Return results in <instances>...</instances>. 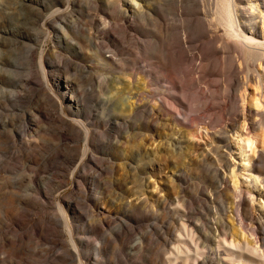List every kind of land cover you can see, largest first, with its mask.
I'll return each mask as SVG.
<instances>
[{"label":"rangeland","instance_id":"1","mask_svg":"<svg viewBox=\"0 0 264 264\" xmlns=\"http://www.w3.org/2000/svg\"><path fill=\"white\" fill-rule=\"evenodd\" d=\"M61 1L0 0V264H79L71 255L60 197L77 204L81 214L65 209L72 224L84 232L76 236L86 242V264H185L170 261L183 222L194 229L204 253L187 264H234L218 252L210 222L219 218L231 223L227 204L240 199L229 188L233 168L227 165L228 160L239 164L240 157L233 152L222 161L220 151L213 153L214 160L220 158V179L215 167L202 163L201 153L215 135L229 131L227 142L233 143L230 137L243 123L240 94L251 80L258 81L255 55L247 59L244 46L226 38L217 37L212 45L210 37L223 33L215 35L216 28L198 14L203 5L196 0H72L67 13L45 26L52 12L64 8ZM215 2L206 0L208 17L216 10ZM247 8L248 0L237 2L241 21L248 19ZM126 10L129 20L120 13ZM121 25L131 33L122 54L107 33L123 38ZM125 60L136 72L134 80L125 74ZM167 74L178 89L165 82ZM106 76L113 79L101 93L99 81ZM138 88L143 89V126L136 131L115 129L99 118L91 126L95 158L81 165L77 183L72 172L81 163L86 143L82 128H72L73 118L83 110L92 113L101 96L115 103L126 98L129 106ZM162 98L166 102L160 107ZM204 100L211 106L209 112L202 108ZM62 103L66 114L60 118ZM117 113L124 112L119 108ZM253 121L247 122L249 127ZM173 130L182 136L177 150H162ZM242 179L240 186L253 194L245 196L248 206L237 207L235 223L243 222L247 238L256 231L258 235L249 239L257 242L264 238V209L259 205L264 203V185L260 192ZM147 183H159L163 197L180 195L187 208L175 204L173 211L160 210L159 217L149 219L143 208V221L134 225L130 212L119 205ZM252 213L257 219L242 221L243 214ZM105 216L113 222L98 226ZM122 219L129 221L130 232L117 237ZM156 223L163 231L153 226ZM226 233L233 238L232 227ZM249 258L236 264H262Z\"/></svg>","mask_w":264,"mask_h":264},{"label":"bare ground","instance_id":"2","mask_svg":"<svg viewBox=\"0 0 264 264\" xmlns=\"http://www.w3.org/2000/svg\"><path fill=\"white\" fill-rule=\"evenodd\" d=\"M71 1L72 0L61 1L60 4L64 8L52 12V14H50L45 19L44 25L47 27L53 26L57 19L61 18L62 15L68 12V10L71 7ZM196 1L199 4L201 3L203 5V9L199 10L198 14L204 16L205 20L208 22L210 27L216 28V31H214L215 35H217V32L223 33V35L221 36L217 35L215 37L214 36L210 37V43H212V45L215 43V39L217 37L218 38L221 37V41H224V39L226 38L235 41L236 43H238V45L244 46L245 57L247 59H251L255 55L254 58L257 60L255 62L256 65L255 70L253 72L257 73L258 81L256 83H253V81L249 77V79L251 80L250 84L249 85L247 84L248 86L244 87L243 90L244 92L240 94L241 102L243 105V110H242L243 112L241 111L242 112L241 115L243 117V123L240 127L236 128V131L233 132L234 134L231 131L232 136L230 137V139L233 140V143L231 144L227 142L230 135L229 131H228L229 135L227 132L225 134L226 136L215 135L214 138H212V140L213 139L215 140L205 145V149L201 153V157H202L201 161L202 163H206L211 167H215L214 171L221 179L222 173L220 172L219 169L220 158L219 160H214L213 153H217L218 151H220L222 154H220L219 156L222 157L221 158L222 161L227 159L228 156H233V152L238 153V156L240 157V163L237 164L233 161L228 160L227 166L228 168H233L231 177L234 183L232 188L231 186L229 185L228 186L231 192L233 193V197L235 196V198L240 199V202H234V203L229 202L227 204L228 208L231 206L230 210L231 213L233 214V218L230 219L231 223L225 222L224 220L222 222V219L218 218L215 221L210 222V225L212 229L213 228L215 229L213 235L217 239L218 252L225 253L226 255L230 256V260L234 264H236L237 262L246 261V258L248 257L259 260L260 263L264 264V238L257 242L250 240L249 238L258 235V233L256 231L251 230L252 234L247 238L246 234L243 231L244 229V225L242 224L243 222L240 221V226H239V222L237 223V225L235 223V217L238 216V208L240 209V207L249 205V203L245 199L246 194H251V195L253 194V192L250 189L243 188L242 186H240L239 177L242 176L243 177L242 181L248 186L253 185L257 189L260 188V192L262 191L261 189L262 185H264V0H248V8L246 10L248 19L246 21H241L238 16L237 2L239 0H215L216 10L213 14L214 17L212 16V14L208 17L209 13L206 10L207 8L205 9L206 0H196ZM43 3L45 4V0ZM132 8L141 11V8H138L137 6H132ZM120 13L124 19H128V20L130 19L127 10L125 12L120 11ZM139 13L143 14L142 11ZM121 28L123 29L122 32L123 38H119L111 30L107 32L109 34L108 41L112 44L115 42V45L118 48L116 49V51L119 52L120 54H122L121 52L125 50L124 41L131 35L128 27L121 25ZM185 40L186 39L184 38V40L181 43L183 44V46L186 44ZM137 41L138 43L140 42L139 39H137ZM226 46L228 47L229 45L226 44ZM118 55L119 54H115V56ZM112 63L114 67H119V64L115 59L112 60ZM125 64L127 67L126 68L124 66L126 70L125 74L134 80L136 76V72L130 69V66L132 65L131 62L129 60H125ZM209 71L210 70H208V72ZM171 78L172 77L168 74L163 77L165 82L173 84L174 88L178 89L179 87L177 83L174 82L173 79ZM112 79L113 77L106 76L103 77L101 81H99V88L101 93H105V91L108 90L110 81H112ZM114 82L119 83V79L118 80L114 79ZM209 85L211 87L214 86L212 82L209 83ZM249 88H252V92L248 93L247 90ZM70 99L72 100V96H70ZM127 100L128 99L123 98L122 103H115L113 100L106 99L104 98V96H101V98L96 102L94 107V109H96V111L99 112L98 113L99 115L96 116L94 114L95 110L91 109L92 113L90 112L87 113L84 112L83 110L82 112L80 111L77 117L73 118L72 128L75 127L74 125H78L82 128L81 133H83L84 140L86 143V148L82 152L81 163L79 164V166H75V168L73 169L72 172L73 180L76 181L77 178L79 177L78 174L80 173L81 165L85 164L86 161L93 160L95 158V156L93 155V150L90 149L92 134H93V130L91 129V126H93V124L96 121H99V118L105 122L106 126L113 127L115 129L119 127H124L127 130L136 131L140 129L141 126H143V89L138 88L136 90L133 96V101L129 102V106H127V102H126ZM161 101L162 104H160V107H163V104L164 102H166V100L162 98ZM60 106H61L60 109L61 112L60 118H61L66 113L64 114L63 103ZM145 107H146V113L148 115H151L149 114L150 106H147L146 104ZM119 108L124 112L123 114L117 113V109ZM202 108L205 109L206 112H209L211 110V106H208L205 100L202 103ZM253 118L254 121L252 122L250 128L247 122L252 120ZM252 131H254V133H252ZM64 133L68 135L69 132L68 130H65ZM179 135L180 132H178L177 130H173V134H171V136L170 135L167 136L166 142H164L161 145L162 150H177L176 145L178 139L180 138L178 137ZM206 135L209 136L210 134L206 133ZM233 137L235 138L233 139ZM222 147L229 149L228 151L231 154L229 155L224 154L221 150ZM141 148H143V146L140 147V149ZM68 151L70 152L71 150ZM74 161L76 162V160ZM75 162L74 164L77 163ZM132 169H138V165L132 166ZM224 180H225V176H224ZM76 182L79 183L78 181ZM138 187L139 189H136V191H134L127 197L123 198L124 202L121 205H119V208H121L122 210H126L130 212L131 214L130 222L133 223L134 225H136V223H139L140 221H143V208L145 209L146 216L148 217L147 219L152 218L153 216L159 217L160 213L157 211L160 210H161L160 212L173 211L172 209L174 208L172 206L175 204H177V207L187 208L186 201L182 199L180 195H174L172 198L163 197L162 194L163 190L159 183H155V184L147 183L146 186H144V190H143V185H140ZM154 203L158 205H155ZM259 205L262 209H264V203L260 202ZM58 206L63 216V221H64L63 223L65 224V227L67 228L68 233L71 237L70 238L71 239L70 241L72 243L71 255H74V257H76L79 264H86V262L84 261V259L86 258L84 257L83 254V249L86 246V242L81 237L76 236L77 234H83L84 232H79V230L77 229L79 228V226L77 227L76 225H73L67 212H65V209L66 211L72 210L81 217V214H79L78 212L77 204L69 200H66L63 197H60ZM215 210L217 211V209ZM220 211L225 215L226 207L224 204L220 205ZM98 212L102 216L105 215V213L102 211L101 208L100 210H98ZM133 212H137L138 214L134 215ZM126 219L120 220L121 223L118 226V233L116 234L117 237L128 234L130 232L129 231L130 223ZM250 219L255 220L257 219V216L254 215L253 213L243 214L242 221L250 220ZM111 222H113V218L111 216H105L98 226L103 227L104 225H108ZM214 225H217V227H214ZM153 226H155L157 229L158 228L160 230L162 229L163 231V228L159 226L158 223L154 224ZM181 226L182 227L178 235L179 241L177 246V253L173 256V258L170 261L177 262L178 260H181L185 264L189 263L192 260L197 262L199 260V257H203L204 254L200 252L202 249L200 250L201 244L197 242L198 237L194 233V229L192 230V228H190V226L186 222H183ZM228 226L230 228L232 227L234 230L233 238H229V234L226 233V230H228ZM39 230H41V228ZM51 232L54 233L53 231ZM91 239H88L87 236V240L90 241ZM259 243H261V246H259ZM193 249L195 250L194 251L195 253L193 252ZM203 264H213V262L211 263L204 262Z\"/></svg>","mask_w":264,"mask_h":264}]
</instances>
